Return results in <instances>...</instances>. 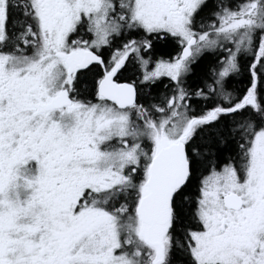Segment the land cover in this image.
<instances>
[{
	"label": "snow or ice",
	"instance_id": "1",
	"mask_svg": "<svg viewBox=\"0 0 264 264\" xmlns=\"http://www.w3.org/2000/svg\"><path fill=\"white\" fill-rule=\"evenodd\" d=\"M0 264H264V0H0Z\"/></svg>",
	"mask_w": 264,
	"mask_h": 264
}]
</instances>
